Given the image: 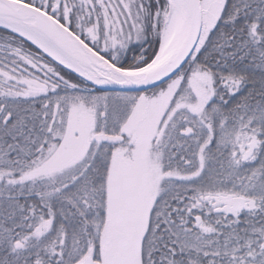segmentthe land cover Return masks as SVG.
<instances>
[{
	"label": "snow or ice",
	"instance_id": "1",
	"mask_svg": "<svg viewBox=\"0 0 264 264\" xmlns=\"http://www.w3.org/2000/svg\"><path fill=\"white\" fill-rule=\"evenodd\" d=\"M0 264H264V0H0Z\"/></svg>",
	"mask_w": 264,
	"mask_h": 264
},
{
	"label": "trees",
	"instance_id": "2",
	"mask_svg": "<svg viewBox=\"0 0 264 264\" xmlns=\"http://www.w3.org/2000/svg\"><path fill=\"white\" fill-rule=\"evenodd\" d=\"M33 50H35V49H33Z\"/></svg>",
	"mask_w": 264,
	"mask_h": 264
}]
</instances>
